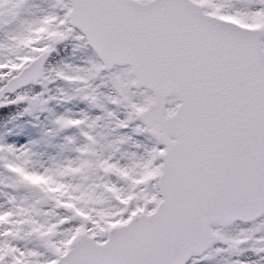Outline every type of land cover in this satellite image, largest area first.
<instances>
[{"label": "snow or ice", "instance_id": "1", "mask_svg": "<svg viewBox=\"0 0 264 264\" xmlns=\"http://www.w3.org/2000/svg\"><path fill=\"white\" fill-rule=\"evenodd\" d=\"M0 122V264H264V0H0Z\"/></svg>", "mask_w": 264, "mask_h": 264}, {"label": "rangeland", "instance_id": "2", "mask_svg": "<svg viewBox=\"0 0 264 264\" xmlns=\"http://www.w3.org/2000/svg\"><path fill=\"white\" fill-rule=\"evenodd\" d=\"M68 107L72 108L73 111H79L80 108L83 107V105H82V104H69ZM59 110H62V109H59ZM9 127H11V125H9ZM0 130H3V123H0ZM17 131H19V130H17ZM25 133H27V134L25 135V139H27V138H26L27 135H28V136H29V135H32V136H34V137H36V136L39 135L38 130H34L31 134H29V133H28V130H27V127H25ZM9 142H12V141L10 140Z\"/></svg>", "mask_w": 264, "mask_h": 264}]
</instances>
